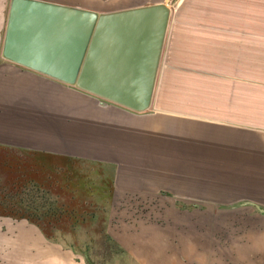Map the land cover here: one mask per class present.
Returning <instances> with one entry per match:
<instances>
[{
	"label": "crops",
	"instance_id": "1",
	"mask_svg": "<svg viewBox=\"0 0 264 264\" xmlns=\"http://www.w3.org/2000/svg\"><path fill=\"white\" fill-rule=\"evenodd\" d=\"M42 1L98 14L156 2ZM10 9L11 0H0V147L30 158L49 156L65 166L70 160L104 162L115 168L119 196L164 191L189 200L195 209L264 214L262 32H220V60L206 64L203 79L190 80L188 94L159 87L158 62L150 106L137 110L44 70L69 71L79 48L80 26L69 27L64 14L51 16L39 38L29 37L28 49L31 58L37 52L39 67L4 56ZM202 81L203 87H196ZM55 170L60 176L47 171L39 180L14 177L30 189L27 197L0 192V204L44 198L51 206L75 198L66 189L64 168ZM57 183H64L63 189L53 190ZM144 226L148 231L141 238L148 245L164 242L162 225ZM44 230L28 216L0 211V264H85ZM174 237L182 239L180 232Z\"/></svg>",
	"mask_w": 264,
	"mask_h": 264
},
{
	"label": "rangeland",
	"instance_id": "2",
	"mask_svg": "<svg viewBox=\"0 0 264 264\" xmlns=\"http://www.w3.org/2000/svg\"><path fill=\"white\" fill-rule=\"evenodd\" d=\"M151 1L170 7L158 75L166 93L188 94L190 80L203 79L206 64L220 60V32L256 31L264 36V0ZM196 87H203V81ZM51 164L64 168L66 189L75 198L51 206L44 198L30 203L15 199L0 204V211L38 222L47 237L61 241L85 264H90L87 257L96 264H264V214L195 209L189 200L164 191L119 196L114 192L115 168L104 162L70 160L65 166L49 156L30 158L0 147V192L7 197L19 191L27 197L30 189L19 180L43 179L47 171L60 176ZM16 176L22 179L15 182ZM62 185H53V190ZM150 223L165 229L166 239L158 246L141 238L148 231L144 224ZM179 232L182 239L174 237Z\"/></svg>",
	"mask_w": 264,
	"mask_h": 264
},
{
	"label": "water",
	"instance_id": "3",
	"mask_svg": "<svg viewBox=\"0 0 264 264\" xmlns=\"http://www.w3.org/2000/svg\"><path fill=\"white\" fill-rule=\"evenodd\" d=\"M62 14L71 20L69 27L80 26L79 48L69 71L44 70L130 108H147L170 7L160 1L98 14L42 0H11L3 55L39 67L36 51L31 58L29 37L39 38L45 22Z\"/></svg>",
	"mask_w": 264,
	"mask_h": 264
}]
</instances>
